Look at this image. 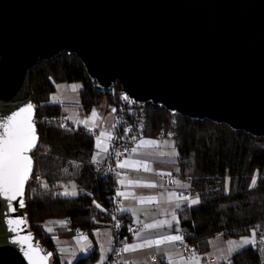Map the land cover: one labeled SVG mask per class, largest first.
<instances>
[{
  "label": "water",
  "instance_id": "1",
  "mask_svg": "<svg viewBox=\"0 0 264 264\" xmlns=\"http://www.w3.org/2000/svg\"><path fill=\"white\" fill-rule=\"evenodd\" d=\"M63 51L102 92L264 139V0H0V117L35 105L32 67ZM36 149L24 195L0 193V264H31L29 233L52 261L19 207Z\"/></svg>",
  "mask_w": 264,
  "mask_h": 264
},
{
  "label": "trees",
  "instance_id": "2",
  "mask_svg": "<svg viewBox=\"0 0 264 264\" xmlns=\"http://www.w3.org/2000/svg\"><path fill=\"white\" fill-rule=\"evenodd\" d=\"M75 80L83 82L77 102L81 113H90L103 97L111 99V93L102 92L97 81L90 79L75 54L63 51L31 69L30 90L37 106L35 120L40 139L33 153L35 168L27 185L25 207L20 212L26 214L36 240L54 252L51 264L97 261L98 249L73 262L66 261L58 250L57 239L74 237L81 230L91 236L95 228L107 224L111 217L108 195L115 191V180L95 164V136L87 133L86 126H74L63 118L65 108L72 103L50 101L57 84ZM116 86L121 96L120 83ZM145 106L141 135H166L171 131L179 172L199 195V204L179 210L182 235L201 252L209 249L210 238L219 233L240 237L255 230L264 235V139L225 124L173 114L160 105ZM71 163L79 164L75 176L79 193L56 194ZM46 227H52L53 232ZM229 259L231 264H263L258 243L240 249Z\"/></svg>",
  "mask_w": 264,
  "mask_h": 264
},
{
  "label": "crops",
  "instance_id": "3",
  "mask_svg": "<svg viewBox=\"0 0 264 264\" xmlns=\"http://www.w3.org/2000/svg\"><path fill=\"white\" fill-rule=\"evenodd\" d=\"M96 137L97 134L95 136V141ZM140 139H155L159 141H167L168 143H161L158 146H142L136 153L132 152L129 156L123 159H129L130 162H147L149 167L152 169V171H145L143 167L123 168V171L117 178V192L120 191L126 193V196H119L122 210L128 209L127 211L123 210V212L133 223L140 224L142 226V229L138 231L140 235L137 236L135 234V236L126 244H138L146 239H155L166 234H182V227L180 226L179 222L177 223L176 221H173L170 228L165 225L163 228L145 229L144 225L153 223L155 221L172 220L173 213H175V216L178 217L179 210L186 206L187 202H179L180 207H177V201L175 199L171 200L170 202V193L189 195L193 198L197 196V193L192 191L190 187L181 188L176 183L174 185H170L165 180V174L179 171L178 156L170 155V153L173 152L177 153V148L173 138L164 134H160L158 136L141 135L136 139L134 147L137 145ZM103 140L104 143L102 144L101 148H97L96 141V152L94 156L95 162H105L109 158L110 141L108 140L107 136H105ZM103 147H108V152L102 151ZM97 153H99V156H97ZM160 153H164V155H161ZM121 179H124V184L120 183ZM128 181H140L141 183H129ZM179 181L190 185V182L185 178H181ZM147 183H155L157 186H143ZM153 196L157 197L158 202L153 201L151 203H141L140 199H138V197ZM220 234L221 233L215 235L219 239L215 243L220 244V251H222L223 255H221V257H218L219 254L218 256L214 255L210 247L205 252L194 249L197 258L200 260V264H215L222 260H226L223 259L222 256L229 255L227 242L230 240L237 242L240 241L239 237ZM81 235L86 236L87 240L82 238L78 239V237H81ZM111 240L112 229L108 223L95 228L93 234L89 237L85 231L81 230L77 232L74 237L57 239L58 250L66 261L69 257L72 258V260H75L82 255L88 254L93 249H98L100 255L101 249L107 247V250L105 251L106 254L104 255L103 259H97L95 264H100V262L110 254ZM222 240L224 242L223 246L221 244ZM88 241H90L91 246L87 247V251H84L83 249L85 248L83 247V244ZM246 246L248 245H245V247ZM233 247H236V245H233ZM169 253L171 254V260L166 258ZM232 254H234V252L230 254L229 258L232 256ZM192 255L193 250L184 249L180 246L179 242H173L166 243L159 247H144L135 251L124 252L121 258V264H188L187 259L182 260L181 257L190 258Z\"/></svg>",
  "mask_w": 264,
  "mask_h": 264
},
{
  "label": "snow or ice",
  "instance_id": "4",
  "mask_svg": "<svg viewBox=\"0 0 264 264\" xmlns=\"http://www.w3.org/2000/svg\"><path fill=\"white\" fill-rule=\"evenodd\" d=\"M81 85L73 84L71 85V88L73 91H77ZM125 100L128 99V97L125 95L123 97ZM57 99V98H54ZM36 105H33L31 103L27 104L26 106L19 109V111L12 112L11 115H6L0 117V193H3L8 199L10 200H16L18 196L22 197L24 195V189L26 182L29 181L30 176L32 174L33 170V157L29 153L32 152L33 149L37 148V141L38 136L36 132V120H35V109ZM115 111V109H113ZM71 119V117H70ZM98 119H102V117L99 116V113L96 109L92 110L91 116L77 121L78 124H82L86 127L89 126L91 122V127H88L89 131H94L96 127H98V124L96 121ZM130 131V129H129ZM169 135H172L171 133ZM107 136L108 140H112V135L110 133L106 132H100L99 136L96 137L97 141V148H101L102 144L104 143L103 138ZM133 140L136 139V137H132ZM161 143H168L167 141H159L155 139H140L135 147L131 149V152L136 153L142 146H158ZM174 143V142H173ZM102 151L108 152V147H103ZM127 151V149H125ZM161 155H164V153H160ZM122 155V153L117 154ZM170 155H178V153L173 152L170 153ZM97 156H99V153H97ZM95 159V157H94ZM118 167L119 168H127V167H143L145 171H152L151 167H149L147 162L141 163L140 161H132L130 162L129 159H125L123 161H118ZM168 175H171V173H168ZM129 183H137L140 184V181H128ZM181 188H189V184H184L179 180L173 181ZM121 184H124V179L120 180ZM255 182H253L254 184ZM143 186L147 187H156L157 185L155 183H147ZM47 187V185H45ZM61 195L65 196H75L77 195L76 186H72V190L68 191L67 188H65V191L61 193ZM117 196H126L125 192H117ZM140 199L141 203H151L153 201L158 202L157 197H138ZM175 199L177 201L176 206L180 207L179 202H187L186 207H191L194 205H197L200 203L199 195L197 194L196 197H191L189 195H183V194H177V193H170L169 194V200ZM99 207V205H97ZM19 207L23 208L25 207V203L23 199L19 200ZM15 211V208L12 209ZM124 211H127L128 209H123ZM134 211V210H132ZM173 221L179 222V218L175 216V213H173L172 220H164V221H155L150 224H145V229H156V228H163L165 225H167L169 228L172 226ZM26 217L25 218H17L14 220H9V223L12 225H19L21 223H26ZM55 223L60 224H67L68 221H57ZM15 227L13 228V231H15ZM46 230L51 233L53 232L52 227H46ZM131 230V229H130ZM179 231V230H177ZM137 236L140 235L139 232L135 233ZM220 235H223L221 233ZM256 232L253 230L252 237H241L240 241H228V254L226 256H223V259H226L229 261V264H231V261L229 259V256L233 252H238L240 248H243L245 245H255ZM31 238V233H29L27 236L23 237L22 241L18 237L17 242H22L23 244L27 245V249L25 250L24 254L27 256L31 264H47V260L49 257L52 256V253H46L45 255H41V252L43 249H40L38 246H33L32 244H29V239ZM84 239L87 240L86 236L81 235V237H78V239ZM184 240V236L182 234H174V235H161L158 238L155 239H146L138 244H125L122 249L119 251L121 252H129V251H135L140 248L144 247H152V246H161L166 243H173V242H182ZM233 245H236V247H233ZM84 251H87V248L83 249ZM167 259L171 260V254L169 253L166 257ZM181 259H187L188 264H200V260L197 258L195 251L193 250V255L190 258H183ZM100 264H103V261L100 262Z\"/></svg>",
  "mask_w": 264,
  "mask_h": 264
},
{
  "label": "built area",
  "instance_id": "5",
  "mask_svg": "<svg viewBox=\"0 0 264 264\" xmlns=\"http://www.w3.org/2000/svg\"><path fill=\"white\" fill-rule=\"evenodd\" d=\"M122 96L123 102L115 106L113 111L114 133L110 141L109 158L105 162H95L97 168L102 170L105 174H109L115 180V191L108 195L111 201V217L109 219L110 227L112 229L111 251L110 254L103 261V264H121V258L124 252L119 251L124 245L135 236V233L142 229L140 224L130 222L128 216L121 208V200L117 196V178L123 171V168L118 167V161H122L132 152L131 149L135 145L136 139L142 134L144 128L145 115L140 111L135 112L137 108L136 102L130 98L125 100ZM128 103L131 106H125ZM130 129V131H129ZM89 135L96 136L97 131H89ZM132 137H136L135 140ZM127 149V151H125ZM122 153V155H117ZM165 180L168 184L174 185L173 181L182 178L181 173L173 172L171 175L165 174ZM183 191V190H182ZM131 229V230H130ZM184 236V235H183ZM262 234H258L256 242L263 240ZM180 246L187 250H194L196 246L187 240L179 242Z\"/></svg>",
  "mask_w": 264,
  "mask_h": 264
},
{
  "label": "rangeland",
  "instance_id": "6",
  "mask_svg": "<svg viewBox=\"0 0 264 264\" xmlns=\"http://www.w3.org/2000/svg\"><path fill=\"white\" fill-rule=\"evenodd\" d=\"M117 83H119V82H117ZM73 84L83 86V82L80 81V80L61 82V83L57 84V90L51 94L50 101L51 102H64V101L65 102H71L72 105L71 106H67L65 108L66 113L64 114L63 118L65 120H68L70 123L74 124V126H78V125H82V124H78L77 121L83 120V119H86V118L90 117L92 111L90 113H81L80 112L77 102H78V100L80 98V90H81L82 87H80L77 91H73L72 88H71V85H73ZM104 93H111V95H112L111 99L108 96L107 97H103L102 100L100 101V103L93 108V109H96L98 111V113H99V116L102 117V119H98L96 121V123L98 124V127L95 128V130H97V136L102 131L106 132V133H110L111 135H113V133H114L113 132L114 131V123H113V118H112L113 109L115 108V106L117 104H121L123 102L122 95L119 96L120 92H119V89L117 88L116 84L109 91L104 92ZM54 98H57V99H54ZM108 98H109V100H108ZM145 104L146 103L137 104V108H136L135 112L137 111V112L140 113V111H141L145 115L146 114V106H145ZM124 105L125 106H131V104H128V103H125ZM70 117H71V119H70ZM174 123H175V121H174ZM89 126L91 127V122H90ZM170 133H171V131L168 134H166V135L171 136V135H169ZM70 165L71 166H68L66 168V170H65V175H64L65 178L62 179V181L60 183V187H58L57 190H56V194L63 193L65 191V188H67L68 191H71L73 185L76 186L77 194L79 193V187H78L76 179H75V176L79 172V164L78 163H71ZM257 177L258 176L255 177V180H256ZM128 220L130 222H132L129 218H128ZM108 224L110 225L109 222H108ZM87 236L89 237L88 234H87ZM257 236H258V234L256 233L255 240L257 239ZM241 237H249V238H251L252 237V233L240 236L239 238L241 239ZM262 237H264V235ZM218 240L219 239L216 236L211 237L210 240H209V247L211 248L212 253L214 255L218 256V254H219L218 257H221V255H223L222 251H220L221 246H220L219 243H217V244L215 243ZM233 240H235V239H233ZM223 243L224 242L222 240V242H221L222 246L224 245ZM256 243L259 244V247L261 249L262 256H263V264H264V241L260 240V241H258ZM89 246H91L90 241H88L85 244H83L84 248H87ZM240 249H242V248H240ZM106 250H107V247H104V248L101 249V252H100V255L98 257V260H102L103 259L104 255L106 254V252H105ZM73 260L70 257L67 259L68 262H71ZM95 262L93 264H95Z\"/></svg>",
  "mask_w": 264,
  "mask_h": 264
}]
</instances>
